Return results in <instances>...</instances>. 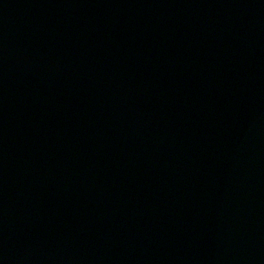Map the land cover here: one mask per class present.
<instances>
[{"label":"water","instance_id":"1","mask_svg":"<svg viewBox=\"0 0 264 264\" xmlns=\"http://www.w3.org/2000/svg\"><path fill=\"white\" fill-rule=\"evenodd\" d=\"M0 264H264V0H0Z\"/></svg>","mask_w":264,"mask_h":264}]
</instances>
